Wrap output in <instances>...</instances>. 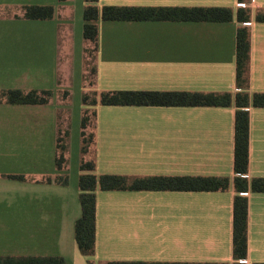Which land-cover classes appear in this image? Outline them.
I'll list each match as a JSON object with an SVG mask.
<instances>
[{
	"label": "crops",
	"instance_id": "crops-1",
	"mask_svg": "<svg viewBox=\"0 0 264 264\" xmlns=\"http://www.w3.org/2000/svg\"><path fill=\"white\" fill-rule=\"evenodd\" d=\"M99 0L98 5L225 6L228 22L98 20L94 88L231 92L237 86L236 18L250 8V88L264 92V0ZM53 5L52 19L0 15V90L51 89L50 103L0 102V256L60 255L88 264L75 223L84 108L85 0H0L4 7ZM1 14V13H0ZM246 26V25H245ZM76 88V91L74 90ZM78 88V89H77ZM78 99L60 105L59 91ZM60 108L70 111L68 184L53 180ZM86 158L97 174L226 176L227 190L96 191V264L115 260L233 264L236 106L96 107ZM248 179L264 177V107H249ZM24 175L25 180L6 175ZM248 255L264 262V192L248 191Z\"/></svg>",
	"mask_w": 264,
	"mask_h": 264
},
{
	"label": "trees",
	"instance_id": "trees-1",
	"mask_svg": "<svg viewBox=\"0 0 264 264\" xmlns=\"http://www.w3.org/2000/svg\"><path fill=\"white\" fill-rule=\"evenodd\" d=\"M64 2L67 0H59ZM99 0H85L83 12V37L86 43L84 52V84L88 81L93 89L82 95L86 106L81 117V163L79 176L80 203L82 214L75 223V237L80 252L87 258L88 264H96V191L130 190V191H218L230 187L226 176H188V175H123L97 174L94 158L87 159L95 143L94 122L96 106H230L235 104V154L233 213V264H245L242 259L248 255V191L264 192V177L248 179L250 111L249 107H264V92H250L251 32L242 25L237 30V86L236 94L231 92H199L171 90H105L94 89L98 49V20L103 21H204L228 22L235 17L231 7L225 6H151V5H98ZM246 2L249 0H238ZM21 15L32 20L52 19L56 14L53 5H24L20 7ZM238 21L249 23L250 8H240L236 13ZM257 21H264V11H258ZM88 73V74H87ZM55 92L51 89H2L0 102L9 104H46L50 103ZM92 126L91 131L88 129ZM70 128L64 129L58 121L56 167L61 174L53 180L46 177L45 182L55 181L67 185L69 160ZM9 178L25 180L24 175L9 174ZM0 264H66V258L60 255H21L0 256ZM105 264H229L228 262H168L115 260ZM253 264H264L255 262Z\"/></svg>",
	"mask_w": 264,
	"mask_h": 264
},
{
	"label": "rangeland",
	"instance_id": "rangeland-1",
	"mask_svg": "<svg viewBox=\"0 0 264 264\" xmlns=\"http://www.w3.org/2000/svg\"><path fill=\"white\" fill-rule=\"evenodd\" d=\"M21 6H15V7H4V11L0 12V15H10L11 12H19L21 10L20 8ZM88 74V73H87ZM89 81V78H88ZM88 81L85 82L84 86L86 87V90H90L93 89V86H90ZM78 89V88H77ZM95 89V88H94ZM74 90L76 91V88H74ZM76 94L71 95L70 91H59L56 94V101L61 105H66V104H70L72 102V100L75 101L78 99L77 97V92H75ZM60 117H59V124L61 125L62 128L66 129L69 126V122H70V111L69 109H64V108H60ZM92 129V126L88 129V131L90 132Z\"/></svg>",
	"mask_w": 264,
	"mask_h": 264
},
{
	"label": "built area",
	"instance_id": "built-area-1",
	"mask_svg": "<svg viewBox=\"0 0 264 264\" xmlns=\"http://www.w3.org/2000/svg\"><path fill=\"white\" fill-rule=\"evenodd\" d=\"M238 6H239V7H246V3H244V2H240V3H238ZM243 24L246 25V26L249 25V23H243ZM246 194H247V193H246ZM241 261H242V262H246L245 259H242Z\"/></svg>",
	"mask_w": 264,
	"mask_h": 264
}]
</instances>
